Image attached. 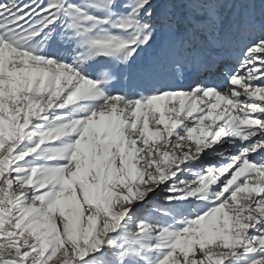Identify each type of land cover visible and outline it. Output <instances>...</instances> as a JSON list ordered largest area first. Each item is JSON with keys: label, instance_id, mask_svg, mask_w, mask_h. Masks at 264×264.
Returning a JSON list of instances; mask_svg holds the SVG:
<instances>
[{"label": "rangeland", "instance_id": "1", "mask_svg": "<svg viewBox=\"0 0 264 264\" xmlns=\"http://www.w3.org/2000/svg\"><path fill=\"white\" fill-rule=\"evenodd\" d=\"M153 165L188 191L142 246L122 210ZM64 173L82 232L108 223L72 264H264V0H0V264H50Z\"/></svg>", "mask_w": 264, "mask_h": 264}, {"label": "bare ground", "instance_id": "2", "mask_svg": "<svg viewBox=\"0 0 264 264\" xmlns=\"http://www.w3.org/2000/svg\"><path fill=\"white\" fill-rule=\"evenodd\" d=\"M128 108L131 109L130 103L123 104V108H122L123 111L128 110ZM74 121L76 123L80 122L78 118H74ZM220 145L222 146V143ZM164 147H166V143L164 144ZM208 154L209 153L204 150L198 157L199 162L207 163V165L209 164L208 167L205 169L207 171L210 169L213 170L212 160H211V157L208 156ZM149 170H150L149 176L151 175V177L147 179L146 181H144L141 186L140 184H138L140 187L138 188L136 194L133 196V190H134L133 187H131L133 189H131V191H129L126 194L125 198H130L132 200L134 199V201L133 202L130 201L131 203H129L127 206L124 205L125 207L123 208V210L121 209L122 206L120 208L124 216L130 215L129 216L130 224L127 225V228L126 230L123 231V233L127 234L128 232V234H130L131 236L130 238L140 235V237H142V241H141L142 243L140 245L142 246L146 245L148 243L147 242L148 240L155 237V232L158 230L157 226H152V228L144 227V224L146 223V221H148V219L151 217V213H154L155 211L154 209H159V208L165 209L168 206H172L174 204L173 201L176 198L173 193H176V191L181 190V189H184L183 190L184 192L188 191L183 186V184H185V177H184L185 174H183V172L172 171L168 174V173H165L164 172L165 170L163 171V169L157 170V168L154 167V165ZM170 181L173 182V185L169 187L171 189L169 190L165 189L167 186V183H169ZM74 184L75 183L73 182L72 178L67 173L62 174V176L58 178L57 181H53L52 186L54 188H57L55 189L56 192L51 193V196L45 201V204H44L45 209L41 211V213L43 214L42 216L43 218L51 219V221H48L47 219L46 220L43 219V221L41 220V222H43V224H45V226H47V228L50 229V231H54V233L56 232L57 234L60 233L58 239L56 241H53L55 243V247H52V252H51L52 256L49 261L50 264H72L73 261H71V259H73L74 257H80L86 254L90 250L92 251L93 249L96 250V249H100L104 247L99 243L101 240L100 238L106 232L105 226L108 224L106 223V221L101 223L103 229L102 228L97 229L98 230L96 231L97 234L95 235V237H92V238H90L91 236L90 233L91 232L94 233L96 229L93 227L95 225L93 223L94 222L93 219H91L92 217L91 218L89 217L90 215L87 216L89 217V219H88V223H86V226H84V233L79 228L80 223L82 222L81 221L82 214L80 213V210L83 206L82 204L84 201H82L83 197L79 194L76 197L69 196V191L67 190L75 186ZM181 186H183V188H181ZM78 201H80V203H78ZM151 201H153L152 204L142 206L144 203H148ZM112 203L114 204L111 198L106 199L104 201V204H106L108 207L112 205ZM143 208L144 209L146 208L147 210L144 211ZM106 210H108V208H106ZM75 211H77L78 214H76ZM141 211L148 213V214L147 215L143 214L141 215V217H138L139 216L138 213ZM113 212L114 211H112L111 213L114 215L115 212L114 213ZM133 219L134 220L139 219L138 222L136 223L135 228H133L134 227L133 225L131 226V221ZM132 229L133 231L134 229H138V231L136 230V232L132 234L131 233ZM221 238L220 240H222ZM224 240H226V237H223V241ZM250 241H252V238ZM128 248H129L128 251L130 252H132L133 249H137L135 248V246L133 247L129 245H128ZM132 258L134 257L133 256L132 257L129 256L128 258L124 257L123 264H135V261ZM93 264H100V262H93Z\"/></svg>", "mask_w": 264, "mask_h": 264}]
</instances>
